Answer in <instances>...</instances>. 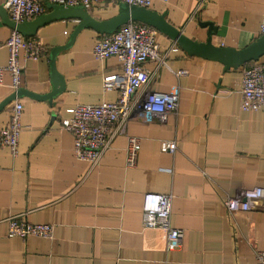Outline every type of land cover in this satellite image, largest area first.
I'll return each instance as SVG.
<instances>
[{
	"label": "crops",
	"instance_id": "1",
	"mask_svg": "<svg viewBox=\"0 0 264 264\" xmlns=\"http://www.w3.org/2000/svg\"><path fill=\"white\" fill-rule=\"evenodd\" d=\"M118 5L106 1L86 9L103 20L117 15ZM263 7L264 0H154L147 10L197 42L207 40L211 23L214 45L241 49L261 35ZM77 24L75 18L56 19L37 29L41 54L20 55L17 89L3 72L0 102L14 90L22 94L0 110V128L19 101L23 129L16 157L0 148V264H252L254 251L264 248V202L246 211L229 212L223 205L240 189L264 188V106L239 110L241 72L248 62L224 70L218 60L188 54L153 27L165 63L144 64L152 73L146 91L178 85V109L163 120L130 119L91 165L73 155L72 134L61 121L77 104L117 99V88L103 83L121 77L120 62L91 53L101 34L83 28L57 53L64 91L52 103L29 95L52 89L51 50L65 45ZM11 31L0 17V66L8 60L3 43ZM257 61L264 62V55ZM181 69L187 73L176 76ZM128 135L139 139L133 168L125 166ZM170 140L176 150L162 151L161 142ZM146 192L171 196V224L183 230L180 247L167 249L163 229L143 227ZM11 216L52 224L53 238L8 237Z\"/></svg>",
	"mask_w": 264,
	"mask_h": 264
},
{
	"label": "built area",
	"instance_id": "2",
	"mask_svg": "<svg viewBox=\"0 0 264 264\" xmlns=\"http://www.w3.org/2000/svg\"><path fill=\"white\" fill-rule=\"evenodd\" d=\"M126 4L128 6L148 9L154 0H4L8 17L16 22L31 21L44 14L46 4L57 6L89 7L103 2ZM166 2V0H159ZM259 34H264V7L258 25ZM8 49L6 65L0 66V85L3 72L10 77V86L17 89L21 82L22 65L19 57L37 59L42 50L40 40L35 36H23L12 30L4 41ZM97 60L115 57L121 64V77H107L105 89L117 88L115 101L98 104H77L67 109L69 116L62 119L61 125L73 137V155L91 165H96L116 134L124 133L127 122L133 118L146 121L163 120L168 113L176 112L179 104L180 88L174 85L165 92H148L146 87L151 79V72L145 68L147 61L165 63V55L159 51L155 40V29L145 23L129 21L112 33L101 35L94 42L91 50ZM187 70H178L180 77ZM239 110L256 111L264 106V62H252L241 72L239 89ZM23 105L14 101L10 109V119L6 126L0 128V148L6 147L13 157L18 155V146L22 125ZM162 151L174 152L177 148L173 140L162 141ZM139 139L127 136L126 168L136 166ZM264 202V188L255 186L240 189L233 195L226 196L223 205L229 212L260 206ZM171 196L167 194L146 192L142 199V225L144 228L163 229L166 232V248L181 246L183 230L174 227L170 220ZM8 237L26 238L34 235L53 238L54 226L49 223H32L19 217L7 219ZM252 264H264V248L254 251Z\"/></svg>",
	"mask_w": 264,
	"mask_h": 264
},
{
	"label": "water",
	"instance_id": "3",
	"mask_svg": "<svg viewBox=\"0 0 264 264\" xmlns=\"http://www.w3.org/2000/svg\"><path fill=\"white\" fill-rule=\"evenodd\" d=\"M46 8L49 11L48 14L36 17L31 21L16 23L8 17L6 10L0 6V17L12 30H16L26 37L35 36L37 29L50 21L66 18L78 19V24L73 30L69 41L65 45L54 47L51 50L50 71L53 84L52 89L41 96L29 93L31 97L46 99L49 103H52V99L64 91L63 79L55 67V57L58 52L66 49L72 44L76 35L83 28L92 29L99 34H109L129 21L142 22L167 34L188 54H195L201 57L218 60L222 64L224 70L230 67L236 68L248 61H256L259 57L264 55V34L259 35L241 49L221 47L212 43L214 28L211 23H208L209 34L207 40L205 42H197L183 35L179 30L167 23L164 15H158L150 10L128 6L126 4H119L117 15L103 20L91 17L86 7L83 6L64 7L46 4ZM21 94L22 91L20 89L14 90L8 97L0 102V110Z\"/></svg>",
	"mask_w": 264,
	"mask_h": 264
},
{
	"label": "trees",
	"instance_id": "4",
	"mask_svg": "<svg viewBox=\"0 0 264 264\" xmlns=\"http://www.w3.org/2000/svg\"><path fill=\"white\" fill-rule=\"evenodd\" d=\"M101 35H105V34H101ZM252 62H258V61L257 60L256 61H248V63L245 66L249 65Z\"/></svg>",
	"mask_w": 264,
	"mask_h": 264
}]
</instances>
